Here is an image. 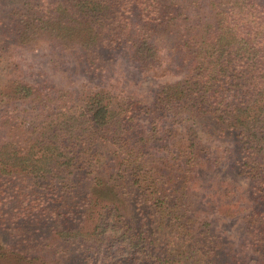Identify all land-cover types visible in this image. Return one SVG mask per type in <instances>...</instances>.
Returning <instances> with one entry per match:
<instances>
[{"label":"trees","instance_id":"1","mask_svg":"<svg viewBox=\"0 0 264 264\" xmlns=\"http://www.w3.org/2000/svg\"><path fill=\"white\" fill-rule=\"evenodd\" d=\"M43 45L79 91L22 79L16 49ZM120 56L137 82L183 78L151 104L123 97L109 86ZM223 163L246 180L243 206L205 201L200 171ZM241 212L242 247L264 264V0H35L0 12V260L32 261L27 228L43 230L57 264H250L218 233L220 216ZM9 231L16 246L2 244Z\"/></svg>","mask_w":264,"mask_h":264},{"label":"rangeland","instance_id":"2","mask_svg":"<svg viewBox=\"0 0 264 264\" xmlns=\"http://www.w3.org/2000/svg\"><path fill=\"white\" fill-rule=\"evenodd\" d=\"M33 2L35 0H0V12L6 11L11 5L20 4L23 2ZM51 2L53 0H42ZM45 44V43H43ZM166 53V52H164ZM72 57V61H73ZM120 65L116 66V71L114 76L109 81V86H112V90L115 94L124 96H133L145 104H151L154 101L155 92L160 89L163 85L167 83H174L183 78V75L178 72L174 73H161L159 75L144 74L138 77V82L133 77L132 70L127 69V64L121 56L119 57ZM14 61L20 65L22 79L32 85L42 86L46 88L47 86H52L53 88H70L74 91H79L82 88V82H77V80L68 86L66 85V79H63L61 75L52 69V64L50 63V50L47 45H43L38 49L25 50L16 49L14 53ZM75 62V61H73ZM30 113V106H25ZM38 109H35L34 113H37ZM168 120L161 122L160 127L165 128L168 124ZM143 122H148L145 119ZM200 181L207 188L204 194L207 195L205 201L213 203H232L235 202L238 206H243L241 201L242 190L247 187L246 180L239 178L234 175L228 168L227 164L223 163L211 172L200 171ZM227 191V192H225ZM225 192V193H223ZM223 195V197L220 196ZM243 212L239 213L235 217H221V221L218 224V233L222 235L229 249L233 250L235 254L240 256L247 255L249 257V263L254 264L256 261V255L252 251H245L242 247V241L245 236V227L242 223ZM216 215H210L211 219H214ZM32 231L31 236L27 235ZM16 234L18 231L15 232ZM23 234V239L27 240L29 247L21 243L20 250L23 254H28L30 251L28 248H33L31 255L33 257L32 261H20L7 260L5 258L0 260V264H57V262L50 261L54 257L49 255V251L53 248L49 247L48 243L42 240L41 234H43L42 229L28 230L27 228L19 229V234ZM54 236H52L53 238ZM4 242L2 244L12 243V246H16L18 240L14 239V234L11 231L2 234ZM51 238V239H52ZM26 252V253H25ZM5 259V260H4ZM33 259H35L33 261Z\"/></svg>","mask_w":264,"mask_h":264}]
</instances>
